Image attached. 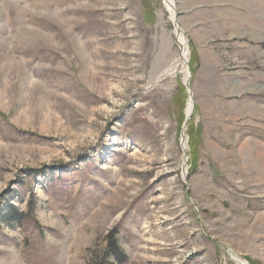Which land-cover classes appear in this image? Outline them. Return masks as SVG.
Listing matches in <instances>:
<instances>
[{
    "label": "rangeland",
    "instance_id": "rangeland-1",
    "mask_svg": "<svg viewBox=\"0 0 264 264\" xmlns=\"http://www.w3.org/2000/svg\"><path fill=\"white\" fill-rule=\"evenodd\" d=\"M235 260L264 264V0H0V264Z\"/></svg>",
    "mask_w": 264,
    "mask_h": 264
},
{
    "label": "bare ground",
    "instance_id": "bare-ground-1",
    "mask_svg": "<svg viewBox=\"0 0 264 264\" xmlns=\"http://www.w3.org/2000/svg\"><path fill=\"white\" fill-rule=\"evenodd\" d=\"M166 3L168 5V7L170 8L171 5H172V0H166ZM176 35H177V39H178V44H179V46H180V48L182 50L183 55H182V57L180 58V60L178 62L174 63L173 65H171L170 67H168L164 71V73L161 76V81L164 80V79H167V78H175V76H176L177 73L178 74L180 73V74H184L185 75L184 76V82H186V79L188 77L187 68H186L187 55H188L187 45H186V42L184 40V37L181 34H179L178 32H176ZM190 99H191V94H190ZM189 107H190V100L188 102V107H187V110H186V116H190L191 115L192 107H193L192 102H191V108L190 109H189ZM114 146H116V145H114ZM183 146H184L183 148L185 149L186 148V145L184 144ZM112 151H117V147L112 148ZM237 263L238 264H245L241 260H239Z\"/></svg>",
    "mask_w": 264,
    "mask_h": 264
},
{
    "label": "water",
    "instance_id": "water-1",
    "mask_svg": "<svg viewBox=\"0 0 264 264\" xmlns=\"http://www.w3.org/2000/svg\"><path fill=\"white\" fill-rule=\"evenodd\" d=\"M188 83H189V76H188V78L186 79V82H185V84H186V87H188ZM192 113V112H191ZM191 116V115H190ZM190 116H186V119H185V122H184V130L186 129V126H187V123H188V121H189V119H190ZM236 264H238L237 262H235Z\"/></svg>",
    "mask_w": 264,
    "mask_h": 264
},
{
    "label": "trees",
    "instance_id": "trees-1",
    "mask_svg": "<svg viewBox=\"0 0 264 264\" xmlns=\"http://www.w3.org/2000/svg\"><path fill=\"white\" fill-rule=\"evenodd\" d=\"M111 247V246H110Z\"/></svg>",
    "mask_w": 264,
    "mask_h": 264
}]
</instances>
